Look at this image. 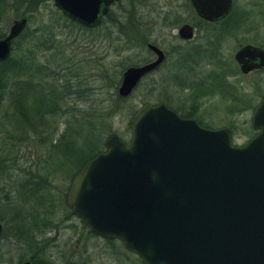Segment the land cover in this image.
<instances>
[{
	"label": "water",
	"instance_id": "95a60500",
	"mask_svg": "<svg viewBox=\"0 0 264 264\" xmlns=\"http://www.w3.org/2000/svg\"><path fill=\"white\" fill-rule=\"evenodd\" d=\"M89 5L54 0L84 25L96 22ZM197 13L214 20L226 11ZM24 24L0 40V62ZM147 47L157 60L124 70L119 98L160 62ZM234 60L241 74L264 69V50L245 46ZM127 124L129 140L107 136L69 183L65 204L80 224L118 240L141 264H264V96L250 117L257 133L242 146L227 129L202 128L162 104L141 105Z\"/></svg>",
	"mask_w": 264,
	"mask_h": 264
},
{
	"label": "rangeland",
	"instance_id": "374dc122",
	"mask_svg": "<svg viewBox=\"0 0 264 264\" xmlns=\"http://www.w3.org/2000/svg\"><path fill=\"white\" fill-rule=\"evenodd\" d=\"M8 3L10 1L5 0L0 8V36L6 33L11 21L17 16V7L13 8ZM40 9L46 10L45 7H39ZM142 9L138 10L144 15L143 23L132 21L122 23L120 27L107 25L104 29L105 37L97 40L98 33L90 36L94 41L89 45H86L87 41L81 32L54 21L48 17V11L40 10L41 15L28 25L25 34L31 36L43 29L42 33L51 31L58 40L66 44L69 42V62L77 72V80L69 77L68 103L56 114L45 116L44 126L35 133L25 125L20 127V131L16 130V118L12 116L14 114L8 102L0 104V264H17L28 258L35 264L36 258L22 245L16 231V228L23 226L32 230L33 238L38 242L45 235L43 230L45 233L51 230L48 234L51 237L57 230L59 251L62 246L65 250L66 243L69 242V251L74 255L85 253L83 258H78L76 264H141L135 255L123 247L120 250L116 248L119 252L115 254L113 244L117 243L108 245L94 238L69 214L64 196L76 165L71 157L66 159L59 155L57 142L68 125L71 131L80 127L89 132L84 136L102 152L103 142L111 134L124 142L129 140L130 128L127 123L131 117V109L137 110L142 103L154 105L162 97L175 108H180L185 99L188 101L191 94L177 86H170L168 70L163 68L145 77L126 104L119 107L110 104L111 94L115 93L116 97L123 70L148 58L145 42L149 39L158 41L168 51L176 46L171 38H164L168 29L158 22L161 16L152 13L149 7ZM150 22L154 25L151 30L148 26ZM259 30L260 38H264V27ZM162 38L163 42L160 41ZM192 46L191 43L188 47ZM48 54H41L35 49L33 39H26L25 36L14 41L10 56L43 64L50 61ZM204 61L206 60L198 63L201 73L193 75L194 77L204 78L208 70L212 69L214 63L211 65ZM217 69L218 78H222L218 80V84L225 81L228 85L214 95H208L209 91L200 92L198 102L202 106V114L213 115L211 120H201L206 127L213 129H228V126L233 125L235 130L231 133V142L235 146H242L249 140L246 135L248 128L245 126L249 116L247 111L241 112V109L243 105L252 106L264 93V75L248 78L235 75L226 78L225 75H218L221 73L219 65ZM117 73L115 90L108 89L107 86ZM186 101L184 103L188 105ZM21 130L24 134L19 133ZM67 140L69 141V137ZM81 148L84 150V147ZM48 220L57 224L55 229L48 228ZM55 251L46 249L44 254ZM57 264L62 263L59 260Z\"/></svg>",
	"mask_w": 264,
	"mask_h": 264
},
{
	"label": "flooded vegetation",
	"instance_id": "af4514ba",
	"mask_svg": "<svg viewBox=\"0 0 264 264\" xmlns=\"http://www.w3.org/2000/svg\"><path fill=\"white\" fill-rule=\"evenodd\" d=\"M9 1L10 3H8V5L11 4L13 8L17 7V9H15L17 10V16L11 21L6 33L0 36V40L9 34V29L15 22L23 20L25 24L20 33L10 41V52L8 57L13 51L14 41L25 36L26 39H29V37L33 39L35 49L41 52V54H48L50 51L48 54V56H50L58 50L63 51V54L66 53V55L69 56V42L66 44L65 42L58 40L55 37V34L51 31L44 34L42 33L43 29H39L37 32L32 33L31 36L27 33L25 34L30 22L33 21L34 18L36 19L37 16H40L41 11H48V17H51L54 21L57 20L58 22L66 24L68 29H77V31L81 32L85 37L87 41L86 45H89L90 42L94 41V38L90 36L98 33L97 40H100L103 36L105 37L104 29L107 25L120 27L122 23H129L132 21L143 23L142 19L144 15L138 9L149 7L152 13L161 16L159 17L160 19L158 22L168 29V34L164 38H171L176 43L174 44L176 46L172 48V51H168L164 50L158 41L149 39L145 42L144 47L148 53V58L139 62L137 65H129L124 70L129 67H139L145 64H150L157 60V54L150 50L147 47L148 45L154 47L160 52L161 60L151 71L138 81L129 96L132 95L133 91L136 90L145 77L155 74L165 68L166 71L168 70L167 79L171 82L169 85L173 87L177 86V88L183 89L187 94H191L188 96V101L185 99L189 104L186 105L184 101L181 103L180 108H175L162 97V99H158L157 102L151 106L162 104L173 111L181 119L193 120L202 128L215 130L206 127L202 123L201 118L211 120L213 115L212 113L207 115L202 114V106L198 102L201 93L209 91L208 95H214L218 93V90L226 89L228 85L225 81L223 82L224 84L222 81H220L221 84H218V80H222V78H218L216 73L218 65L220 66L221 72L218 73V75H225L224 77L226 78L227 76L231 77L235 75L247 78L264 75V69H255L247 74H241L237 63L234 60L235 54L245 46L264 50V38H260L259 35V28L262 26L264 27V0H90L89 6L93 12H87V15L90 18L91 16H94L96 22H93V24L88 23L87 25L81 24L77 20H74L59 11L54 6V0ZM2 4H5V0H0V8H2ZM226 5L227 7H225ZM39 7H45L46 10L40 9V11ZM197 10H224L226 13L217 19L207 20L199 15ZM53 20L50 21V24H52ZM148 26L151 30L154 25L150 22ZM164 38L160 39V41L163 42ZM191 43L193 46L188 47ZM202 60L208 61L211 65L214 63L213 67L208 70V73L205 74L204 78L197 76L194 77L193 75L201 73V70L197 65ZM263 96L264 93L260 95L258 101L252 106L243 105L241 112L247 111L249 116V122H247L249 124L252 111ZM227 130L229 131V129ZM256 133V131L252 130V135H255ZM73 176L74 175H72V177ZM71 179L69 180V183ZM68 186L65 191L64 203ZM69 214L79 222V220L71 213L70 209ZM47 222L49 229L56 228L55 226L57 224L55 222L52 223L50 220ZM82 227H84L88 233L93 235L94 238L99 239L105 244L110 245L112 243H117L115 245L113 244L114 253H118L119 251L117 249H121L122 244L118 240L102 238L93 234L85 226L82 225ZM16 231L22 245L26 250L29 252L31 251L36 258L35 264H57L59 260L62 264H76V262L79 261L78 258L80 256L81 258L85 256V253H82L79 256L78 254L74 255L70 252L69 242L66 243L67 246L65 250H63L62 246V249L59 251V248H57V230L56 234L52 237L48 235L51 230L46 233L44 232L45 230H43L42 233L45 235L39 242L33 238L34 234L31 233L32 230L30 228L23 226V228H16ZM46 249L56 251L54 253L44 254ZM25 263L33 264L30 258L18 261L17 264Z\"/></svg>",
	"mask_w": 264,
	"mask_h": 264
},
{
	"label": "trees",
	"instance_id": "16d2710c",
	"mask_svg": "<svg viewBox=\"0 0 264 264\" xmlns=\"http://www.w3.org/2000/svg\"><path fill=\"white\" fill-rule=\"evenodd\" d=\"M49 59L50 61H45L43 64H37L35 61H30V59L28 61V59L9 56L0 62V104L4 101L8 102L6 103L14 114L12 116L16 118L14 128L18 131H20L22 125L28 126L32 133L39 131L38 129L44 126L43 118L45 116L56 114L61 107L66 106V103H68L69 77L77 80V74H75L77 72L71 67L70 56H67L66 53L63 54V51H55L49 56ZM118 73L114 76L111 84L107 86L108 89L115 90ZM130 98L131 96L119 98L116 95L115 97V93H112L109 100L111 105L119 107V105L126 104ZM135 111V109H131L130 116ZM245 126L248 128L246 135L250 139L254 136L252 135V129L248 122ZM79 128L71 131L68 125L57 142L59 155L66 159L71 157L70 159L75 161L73 163L76 167L72 170L71 176L84 163L100 152V148L94 147L89 138L84 136L88 135L89 132ZM227 128L230 133L235 130L233 125ZM19 133L24 134L23 131ZM68 137L69 141L67 140ZM81 146L84 147V150Z\"/></svg>",
	"mask_w": 264,
	"mask_h": 264
}]
</instances>
